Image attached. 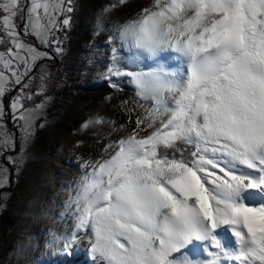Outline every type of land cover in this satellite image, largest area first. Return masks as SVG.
Segmentation results:
<instances>
[{
	"label": "snow or ice",
	"instance_id": "obj_1",
	"mask_svg": "<svg viewBox=\"0 0 264 264\" xmlns=\"http://www.w3.org/2000/svg\"><path fill=\"white\" fill-rule=\"evenodd\" d=\"M126 4L102 9L93 35L106 32L111 52L98 76L117 92L126 78L135 98L120 102V122L97 112L78 125L96 136L74 147L92 154L66 161L81 173L59 214L70 223L44 247L59 264L81 249L89 264H264V0H150L108 27ZM75 11L74 0H0V157L17 175ZM11 175L0 165V189ZM31 240L17 243L18 262Z\"/></svg>",
	"mask_w": 264,
	"mask_h": 264
},
{
	"label": "rangeland",
	"instance_id": "obj_2",
	"mask_svg": "<svg viewBox=\"0 0 264 264\" xmlns=\"http://www.w3.org/2000/svg\"><path fill=\"white\" fill-rule=\"evenodd\" d=\"M115 2L74 0L76 11L71 29L57 33L62 37L64 55L47 64L51 72L48 94L52 99L45 110V126L36 130L18 175L0 157V165L9 167L12 172L10 186L0 189V192L8 193L7 199L0 201L3 205L0 207V264H24L23 260L18 262L12 253L18 242L29 243L30 237L35 247L30 249L27 257L29 264H59L61 257L51 255L55 249L44 245L51 239L50 232H63L70 223L60 220L59 214L68 198L65 191L67 182L81 173L66 161H75L85 152L92 154L91 148L77 149L74 144L84 138L91 145L96 136L95 131L77 133V127L85 116L97 112L106 119L120 122L123 119L120 102L135 98L134 86L126 78L117 92L98 76L110 63L111 52L106 43L107 33L93 35V25L97 14ZM149 4L150 0H127L126 6L118 7L107 17V26L126 22ZM20 23L22 28L23 22ZM26 41L38 46L34 36L27 37ZM44 50L51 54V50ZM121 55L127 56L128 53L121 50ZM89 58L94 59V66L84 75L83 69ZM165 59L175 66L176 62L171 61L170 55ZM124 67L131 70L127 65ZM106 97H111V102ZM7 127L18 131L11 119L7 121ZM102 131L107 132L108 128ZM74 264H89L86 251L81 249L77 252Z\"/></svg>",
	"mask_w": 264,
	"mask_h": 264
},
{
	"label": "bare ground",
	"instance_id": "obj_3",
	"mask_svg": "<svg viewBox=\"0 0 264 264\" xmlns=\"http://www.w3.org/2000/svg\"><path fill=\"white\" fill-rule=\"evenodd\" d=\"M221 235L224 236L225 242L227 244H230L231 242H233V238L231 237V234L230 233H221Z\"/></svg>",
	"mask_w": 264,
	"mask_h": 264
}]
</instances>
